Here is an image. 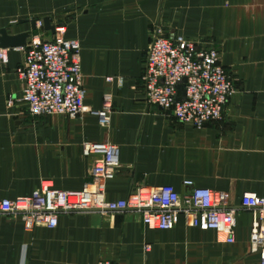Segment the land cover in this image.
Returning <instances> with one entry per match:
<instances>
[{
  "label": "crops",
  "instance_id": "0c3cea01",
  "mask_svg": "<svg viewBox=\"0 0 264 264\" xmlns=\"http://www.w3.org/2000/svg\"><path fill=\"white\" fill-rule=\"evenodd\" d=\"M43 18L78 42L83 110L75 118L28 114L15 71L24 45L0 47V199L28 195L43 180L79 189L94 158L81 155V144L109 142L118 166L105 181L107 199L164 184L181 196L189 191L185 179L224 191L233 243L188 228L181 215L158 231L131 211L59 212L54 228L24 231L15 215L0 213V264H258L248 246L252 211L239 200L243 192L264 194V0H0L6 36L47 39ZM157 25L167 37L181 34L217 51L232 86L220 119L195 128L145 102L140 76ZM104 92L111 112L100 126L94 111Z\"/></svg>",
  "mask_w": 264,
  "mask_h": 264
},
{
  "label": "built area",
  "instance_id": "2783aa9c",
  "mask_svg": "<svg viewBox=\"0 0 264 264\" xmlns=\"http://www.w3.org/2000/svg\"><path fill=\"white\" fill-rule=\"evenodd\" d=\"M63 33L64 27L55 25L49 38L33 34L24 44L23 61L15 71L23 83L21 100L30 115L75 118L83 110L79 45L75 39L64 38ZM0 62L6 63L2 48ZM110 79L105 77V81ZM140 82L147 104L169 110L178 122L195 128L220 119L232 93L230 78L214 48L181 34L167 37L159 25L150 33ZM179 83L184 93L176 100ZM110 112L111 96L104 92L100 108L94 111L100 126H107ZM81 155L94 158L90 180L79 189H57L43 180L28 195L0 199V213L15 215L24 231L35 225L54 228L59 212L131 211L139 215L147 229L158 231L171 230L181 215L188 228L213 231L223 243H233V211L227 208L224 191L195 187L185 179L182 185L189 191L181 196L164 184L136 187L123 199L109 200L105 197V181L118 166L116 147L109 142L84 141ZM239 203L252 211L249 252L257 255L258 264H264V194L243 192ZM147 249L144 247V251Z\"/></svg>",
  "mask_w": 264,
  "mask_h": 264
},
{
  "label": "water",
  "instance_id": "95a60500",
  "mask_svg": "<svg viewBox=\"0 0 264 264\" xmlns=\"http://www.w3.org/2000/svg\"><path fill=\"white\" fill-rule=\"evenodd\" d=\"M34 21L32 22V28H33ZM41 24L44 29H49L51 32L53 31V27L48 24V19L43 18L41 20ZM28 37V34L21 33L17 34L15 36H6L4 30H0V47L6 48V47H18L23 46L25 44V38ZM183 84L179 83L176 86V96L175 99L179 100L183 96Z\"/></svg>",
  "mask_w": 264,
  "mask_h": 264
}]
</instances>
